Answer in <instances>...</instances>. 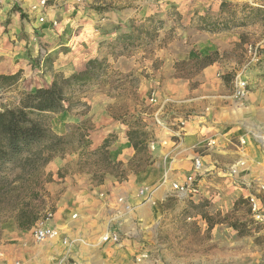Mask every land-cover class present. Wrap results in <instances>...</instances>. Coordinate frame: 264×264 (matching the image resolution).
<instances>
[{
  "label": "crops",
  "instance_id": "obj_1",
  "mask_svg": "<svg viewBox=\"0 0 264 264\" xmlns=\"http://www.w3.org/2000/svg\"><path fill=\"white\" fill-rule=\"evenodd\" d=\"M163 1L166 6L171 4L176 8V15H170L165 9L160 11L149 7L147 17L159 13L158 18L164 21L159 37L171 31L174 38L157 54L163 61L161 67L150 68L155 74L149 80L144 79L141 92L139 89L141 99L147 102L150 101L147 88H152L158 95L157 102L152 103L156 107L141 114L146 128L156 138L155 151H150V164L141 172L129 168L128 163L136 152L127 135L128 125L111 112L110 105L115 98L106 93L92 97L93 101H89L93 123V128L88 130L89 151L99 154L105 141L110 139L108 159L123 163L121 171L126 178L121 179L100 165L94 170L80 168L88 161L80 151L63 158L54 157L47 164L52 179L45 184L49 197L56 202L50 226L59 228L65 237L80 232L79 237L88 240L102 230L116 229L115 224L119 221L121 226L131 227V223L122 220L129 217L117 198L124 196L131 205L138 204L141 201L137 190L148 187L150 200L162 202L174 192L169 181L183 180L197 156L204 164L198 178L201 196L213 194L220 198L228 195L233 197L230 204L234 206L238 197L250 194L253 183L264 186V64L240 66L234 58L227 56L241 44L244 30L241 27L214 30L216 23L220 27L226 26L233 18L227 16L223 9L222 4L227 0ZM36 2L25 0L23 4L29 6ZM13 3L12 0H0V75L20 72V77L13 84L0 81V91L4 95L18 94L20 104L22 90L31 92L50 83L37 84L33 89L28 87L27 77L34 73L29 70L28 52L23 46L25 41L19 35L26 18L22 19L20 13L13 11ZM24 12L30 13L26 9ZM95 14L101 15L98 11ZM135 16H139L136 9H123L115 18L121 26L113 31H104L97 41L108 43L129 32L127 22ZM88 47L90 50L82 54L84 68L87 61L98 57L97 52L101 50L99 42ZM216 51L219 57L194 76L183 77L177 72V61ZM238 73L248 79L251 88L255 83L260 85L243 100L234 96V78ZM64 113L56 114L57 118L53 119L52 128L59 135L71 132L67 124L58 123L59 116ZM157 115L163 121L161 125L155 122ZM183 119L185 126L179 128L177 124ZM209 141L215 144L209 145ZM102 192L109 193V196L101 197ZM262 193L264 195V191ZM143 206L141 213L145 211L144 215H147L152 207L149 203ZM23 231L12 223L5 226L0 238V264H15L17 260L21 264H40L41 256L30 252Z\"/></svg>",
  "mask_w": 264,
  "mask_h": 264
},
{
  "label": "rangeland",
  "instance_id": "obj_2",
  "mask_svg": "<svg viewBox=\"0 0 264 264\" xmlns=\"http://www.w3.org/2000/svg\"><path fill=\"white\" fill-rule=\"evenodd\" d=\"M12 1L13 5H19L23 10L30 11V13L26 12L27 18L23 21L21 32H19L20 38L25 41L23 46L28 52L29 70L34 73L27 77L30 89L37 84L51 83L56 72L68 76L84 69L82 54L84 51H89L88 46L94 42H99L101 48L97 52L98 57L95 58H107L111 65L112 72L108 83L104 82L68 93V96L72 97V106L59 116L58 123L68 125L71 129L68 134L74 135V144L69 146L70 151L57 155L58 157L63 158L77 152L78 137L84 131L88 134V130L93 128L89 115L92 106L89 101L92 97H96V94L106 93L111 98H115L110 108L114 117L118 119L130 114L127 119H131L133 114L151 112L156 107L150 101L141 99L140 87L144 79L149 80L155 74L150 68L161 67L163 61L157 54L161 49L168 47L174 38L173 33L169 31L164 37H159L162 26L157 37L144 36L142 41L145 39L146 42L131 47L122 55H114L110 48V44L115 42L118 36L108 43L97 40L104 31H113L115 27L121 26L115 22V18L125 8L136 9L139 14L138 17H131L127 22L129 31L127 33H130L133 25L144 23V18H148L149 7L160 11L165 9L170 15L175 16L177 10L173 5L166 6L163 0H82L80 2L49 0V6L56 5V7L53 10L47 9L46 22H41L38 14L31 10V6L35 3L28 6L23 4L25 0ZM96 6L104 9L98 12L100 16L95 14ZM224 11L227 16H233V18L229 19L230 24L221 27L223 30L228 27V29L238 27L244 29L241 44L227 56L234 58L240 66L244 64L250 67L251 63L264 64V0H227ZM52 19L58 20L57 27L51 24ZM20 25L18 22L17 26L20 27ZM150 31L153 33L152 30ZM250 45L253 50H256V58L253 52H249ZM216 57L218 58L219 54ZM181 61L188 62L182 64ZM191 61L192 59L179 60L175 66H178L181 74L194 76L196 67ZM39 62H43L40 67H38ZM34 75L37 77L35 78ZM259 86L257 83L252 84L250 91ZM153 91L152 88H147L149 100ZM24 92L27 91H21L22 94ZM18 101V94L4 95L0 91V106H18ZM66 105L69 104L66 103ZM54 118H57L56 114L51 120L52 127ZM152 143L156 145L153 133L150 144ZM155 147L151 148L150 145L149 153L155 151ZM84 155L88 157V161L81 164L80 168L94 170L100 165L102 169L111 170L119 178L125 177L124 172L121 171L122 166L118 169L103 164L101 153ZM149 155L151 157V154ZM141 156L144 160L146 159V155L142 152H140ZM47 167L48 165L44 166L40 171V198L36 204H39L41 216L36 225L44 223L50 226L51 219L54 218L56 202L49 197L46 190L45 184L52 179ZM145 168L139 169L138 172L146 170ZM16 173V171L9 172V182L15 178ZM169 182L172 185L175 181ZM146 188L147 192L144 196L137 194L141 202L133 204L132 209L125 211L129 218L122 219L123 222L131 223L132 226H121L119 223L121 221L115 224V230L121 233L119 242H100L99 238L106 230H102L88 240L80 238V232L72 234L66 237L68 239L66 244L62 242L63 238L38 242L33 234L35 225L23 231L24 238L29 243L30 252L41 256L40 264H58L61 260H66L70 264H264V226L253 220L248 196L238 197L233 206L230 204L233 197L228 195L220 198L212 196L213 194L200 195L192 199L172 192L158 203L156 199L150 200L151 194L148 192V187ZM250 188V193H257L264 203L262 193L264 186L253 183ZM23 196L24 194L21 195L22 199H24ZM18 199L9 192V198L0 206V238L7 224L12 223L17 226L14 215L17 205L22 202ZM146 203H149L152 209L144 215L145 211L143 214L141 211ZM48 212L53 213L51 219H47ZM207 214L215 221L213 227H210L205 220ZM6 243L9 244V240ZM141 255L144 256L142 259L139 258ZM14 263L22 262L17 260Z\"/></svg>",
  "mask_w": 264,
  "mask_h": 264
},
{
  "label": "trees",
  "instance_id": "obj_3",
  "mask_svg": "<svg viewBox=\"0 0 264 264\" xmlns=\"http://www.w3.org/2000/svg\"><path fill=\"white\" fill-rule=\"evenodd\" d=\"M226 4H222L223 9ZM95 9L98 12L104 10L100 6H96ZM13 11L20 13L22 19L27 18V13L19 5H15ZM163 23L164 21L158 17L150 16L144 23L133 25L130 33L120 34L116 41L110 44L111 51L114 55H122L131 47L146 42L145 39L142 41L144 36L157 37ZM150 30L153 33H150ZM214 30H221L220 25L216 23ZM218 54L214 52L192 59L191 62L196 67L195 74L212 64ZM187 62L181 61L182 64ZM38 64L40 67L43 62ZM176 68L179 72L178 66ZM111 72L107 58H92L87 61L83 70L75 71L68 76L56 72L50 84L43 85L35 91L24 92L18 106H0V206L9 198V192L13 193L15 198H19L18 201L22 200L17 205L14 215L19 229L28 230L40 220V208L39 204H36L40 198V171L55 156L70 151L69 146L74 144L72 133L59 135L53 130L51 125L53 116L71 108L72 97L68 96L69 92H77L107 82ZM179 75L191 77L180 72ZM19 77L20 72L9 76L0 75V81L13 84ZM130 115H123L119 120L128 125L127 135L136 152L128 166L134 172H138L150 164L148 145L152 139V132L146 128L141 114H133L131 119H127ZM87 137L88 134L84 131L77 139L76 148L81 155L92 153L89 151L90 140ZM109 144L110 139H107L99 150L102 154V163L120 169L122 162H112L108 159ZM140 152L146 155L145 160L144 157H140ZM15 171L17 172L15 178L9 182V172ZM49 176H52L51 173ZM100 177L99 182L103 180L102 176ZM23 194L24 199L21 198ZM205 220L210 227L215 224L212 216L208 214L205 215ZM235 226L239 230L236 224Z\"/></svg>",
  "mask_w": 264,
  "mask_h": 264
},
{
  "label": "built area",
  "instance_id": "obj_4",
  "mask_svg": "<svg viewBox=\"0 0 264 264\" xmlns=\"http://www.w3.org/2000/svg\"><path fill=\"white\" fill-rule=\"evenodd\" d=\"M49 0H39L34 5L31 6V10L33 13L38 14V18L41 22H46V16H47V9L53 10L56 5L49 6L48 4ZM78 2L82 0H77ZM51 24L54 27H57L59 25L58 20L52 19ZM249 52H253V56L256 58V50H253L252 45L249 47ZM251 86L247 78L243 76L242 73H238L234 78V96L238 100H243L250 92ZM158 100V95L156 91H153L150 96V102L156 103ZM155 122L158 125H161L163 123L162 119L157 115L155 117ZM185 120H180L178 122L179 128H182L185 126ZM243 142V141H242ZM209 145H214V141H209ZM151 148H154L155 144H150ZM204 168V164L202 161V158L200 156H197L193 159V164L191 171L185 175L183 180L175 181L172 184V190L179 194L184 195L186 197L190 198H197L201 195V188L199 186V176L201 175ZM147 192L146 187H142L138 190L139 196H144ZM101 197H107L109 196V193H100ZM118 203H121L124 205V210H130L132 209V205L127 202V199L124 196H119L117 198ZM248 201L251 208V214L253 220L264 226V203L262 201V198L257 193H250L248 195ZM53 217L52 212H48L47 219H51ZM34 238L38 242H45L52 239L57 238H63V243H68V239L63 236L61 230L57 227L49 226L44 223H41L40 225H36L33 229ZM121 239V233L116 231L115 229H108L106 230L99 238L100 242L102 243H117ZM144 257L141 255L139 257L142 259ZM58 264H70L66 260H61L58 262Z\"/></svg>",
  "mask_w": 264,
  "mask_h": 264
}]
</instances>
